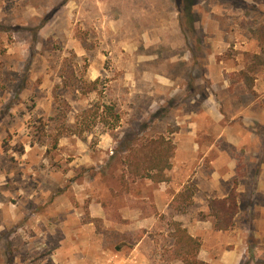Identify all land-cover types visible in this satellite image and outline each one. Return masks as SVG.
<instances>
[{"label":"rangeland","instance_id":"374dc122","mask_svg":"<svg viewBox=\"0 0 264 264\" xmlns=\"http://www.w3.org/2000/svg\"><path fill=\"white\" fill-rule=\"evenodd\" d=\"M211 95L263 107L264 0H0V264H185L177 224L206 264H264V142L222 184L228 230L202 192L173 199L176 148L158 180L121 146L207 144Z\"/></svg>","mask_w":264,"mask_h":264},{"label":"crops","instance_id":"0c3cea01","mask_svg":"<svg viewBox=\"0 0 264 264\" xmlns=\"http://www.w3.org/2000/svg\"><path fill=\"white\" fill-rule=\"evenodd\" d=\"M254 89L257 90L256 87ZM215 98L213 95L209 96L203 105V113L210 121V126L205 132L206 137H210L207 144L199 141L196 133L190 132L191 139L181 141L176 146V157L172 161L171 174L178 175L176 176L178 179L184 180H182L183 184L175 191L173 199L184 191L188 184L195 188L191 196L194 201L197 200L196 192H202L205 199L209 200L214 197L227 196L233 185L225 192L222 184L231 183L234 180L241 156L246 160L250 157V152L245 144L249 142L251 145V142H259L258 148L260 149L264 142V132L257 133L255 128H250L252 125L264 127V101L263 107L258 110L255 97L239 113L228 116L229 119H226L221 102L219 103ZM216 103H218L217 107ZM241 113L242 115H240ZM240 117L242 122L238 119ZM190 124H194V122H190ZM243 139H246L247 142H243ZM195 178L209 182L208 187L199 182L190 183L195 181ZM167 187L168 185L165 183L161 185V190L164 191ZM224 262L234 264L227 259Z\"/></svg>","mask_w":264,"mask_h":264},{"label":"trees","instance_id":"16d2710c","mask_svg":"<svg viewBox=\"0 0 264 264\" xmlns=\"http://www.w3.org/2000/svg\"><path fill=\"white\" fill-rule=\"evenodd\" d=\"M96 87H92L91 90H95ZM119 121L120 116L115 115ZM132 138H126L122 142V147H127L132 151L131 156L135 158V165L144 167L146 170H157L158 180H164L163 171L164 168L170 166L169 159L172 157L176 148V144L171 141V138H165L161 135L158 138L152 137L143 142V148H140L142 154L133 152L134 148L131 144ZM146 173V172H145ZM237 184L234 183L233 188L229 194L225 197H214L209 200L210 214L214 217V227L217 230H228L235 224V217L239 213V200L238 192L236 190ZM194 191L191 186H188L184 191L180 192V196L184 198H191ZM177 224V223H176ZM176 231V248L182 261L185 264H206L205 261L197 258L196 250L200 247V241L198 238L189 234L186 229L177 224ZM195 250V252H194Z\"/></svg>","mask_w":264,"mask_h":264}]
</instances>
